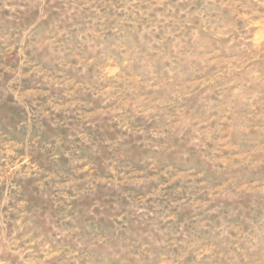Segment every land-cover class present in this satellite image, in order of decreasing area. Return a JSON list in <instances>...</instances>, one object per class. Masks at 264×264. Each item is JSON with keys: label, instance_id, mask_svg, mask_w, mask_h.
<instances>
[{"label": "rangeland", "instance_id": "rangeland-1", "mask_svg": "<svg viewBox=\"0 0 264 264\" xmlns=\"http://www.w3.org/2000/svg\"><path fill=\"white\" fill-rule=\"evenodd\" d=\"M0 264H264V0H0Z\"/></svg>", "mask_w": 264, "mask_h": 264}]
</instances>
